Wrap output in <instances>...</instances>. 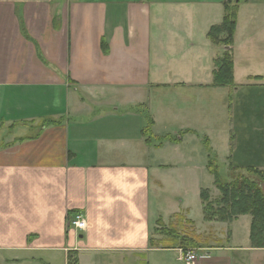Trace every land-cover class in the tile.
Segmentation results:
<instances>
[{
	"label": "crops",
	"instance_id": "crops-1",
	"mask_svg": "<svg viewBox=\"0 0 264 264\" xmlns=\"http://www.w3.org/2000/svg\"><path fill=\"white\" fill-rule=\"evenodd\" d=\"M226 1L0 0V264H264L251 216L197 228L185 203L203 213L196 143L218 157L201 121L225 120L231 167L264 170V0H237L236 87L215 88Z\"/></svg>",
	"mask_w": 264,
	"mask_h": 264
},
{
	"label": "trees",
	"instance_id": "trees-1",
	"mask_svg": "<svg viewBox=\"0 0 264 264\" xmlns=\"http://www.w3.org/2000/svg\"><path fill=\"white\" fill-rule=\"evenodd\" d=\"M237 0H227L224 3V18L221 24L213 26L208 32V39L216 46L226 48L225 53L214 60L213 82L215 88H234L233 45L238 19ZM152 121L149 119L143 135L146 142L152 143ZM209 147L208 140L205 141ZM208 172L214 177L215 187L220 197L212 200L209 190L202 189L200 198L203 206V215L206 222L231 223L240 216H251L250 242L252 248L264 249V170L248 168L250 177L240 174L231 177L230 181L222 180L217 161L210 159ZM234 169V168H232ZM236 172V169H234ZM183 246L196 247L197 244L186 238L182 239ZM69 264H78L70 257Z\"/></svg>",
	"mask_w": 264,
	"mask_h": 264
},
{
	"label": "rangeland",
	"instance_id": "rangeland-1",
	"mask_svg": "<svg viewBox=\"0 0 264 264\" xmlns=\"http://www.w3.org/2000/svg\"><path fill=\"white\" fill-rule=\"evenodd\" d=\"M200 100H208V98L206 99H200ZM216 100H217V104H218V113H220L221 111H224V107L225 104L227 103L226 101V97L224 95V92L222 91H218L217 92V96H216ZM224 116V114H222ZM202 125H195L197 126V128L200 130V132L202 134H204L205 136L210 137L211 140L214 141L215 144V148L218 151V157L216 155V153L214 151H212V147L210 149V147H207V145L205 143H196L195 149L197 151H199V160L196 159L197 161H200L201 166H206V164L208 163V161L210 159H215L217 160V164L220 170V173H222V180L224 181H230L231 177H237L240 174L246 176V177H250V179H254V177L250 176L248 174V171H243V172H238L236 170V172H234L235 170L232 169L233 167H231V165L227 162V157L224 154L223 149L226 147V144L228 143V138H229V133H226V128L228 127V125H225V120L223 119L222 123H217V125L214 127V125H203L205 124L204 121H201ZM174 130H177V132H175ZM30 134L35 133L34 130H30L28 131ZM170 132L172 133H178V129H170ZM159 134V132H158ZM1 135L4 136V132H1ZM233 166V164H232ZM199 182L202 186V189H207L210 192L211 198L212 200H216L220 197V192L219 190L215 187L214 184V177L209 173V172H203L201 171V175L199 177ZM197 183V182H196ZM191 187L193 186L192 183L188 184ZM196 186V184H195ZM191 194H193L191 192ZM185 203L192 208V213L190 214V217L194 219V221L196 222V226L197 228H201L203 225V213H202V208H201V204L200 207L197 206V201L194 200L193 198L189 197L185 200ZM165 204L163 203L162 208H165ZM241 221H245V220H241ZM241 223L237 224L238 229H236V232H238L240 234L241 237H244L245 235V228L240 229ZM234 227V226H233ZM223 232L222 229L221 231L219 230L218 233L220 234H224L225 236L228 235L227 233V229L224 227L223 228ZM248 234H249V230H248ZM251 264H254L253 262Z\"/></svg>",
	"mask_w": 264,
	"mask_h": 264
},
{
	"label": "built area",
	"instance_id": "built-area-1",
	"mask_svg": "<svg viewBox=\"0 0 264 264\" xmlns=\"http://www.w3.org/2000/svg\"><path fill=\"white\" fill-rule=\"evenodd\" d=\"M72 228L81 232L86 230L87 221L83 214H77L71 221ZM179 261L186 262L188 264H196L198 262V257L194 250L181 251L179 255Z\"/></svg>",
	"mask_w": 264,
	"mask_h": 264
}]
</instances>
